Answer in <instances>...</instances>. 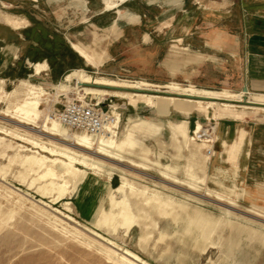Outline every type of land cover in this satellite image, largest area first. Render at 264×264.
<instances>
[{
  "label": "rangeland",
  "instance_id": "374dc122",
  "mask_svg": "<svg viewBox=\"0 0 264 264\" xmlns=\"http://www.w3.org/2000/svg\"><path fill=\"white\" fill-rule=\"evenodd\" d=\"M101 9L99 0H80V3L5 0L0 4V22L13 30L29 26L26 30H30V34L25 40L36 44L32 49L48 52V49L64 48L71 55L68 62L58 56L53 61L31 60L27 56L21 65L11 68L16 78L3 80L0 76V113L12 110L26 98L27 87L22 82L41 87L47 93L41 98L42 114L33 124H22L0 114V264H139L125 253L138 256L145 264H264V250L258 251L259 245L252 237L237 241L239 224L264 232V220L248 211L261 212L264 194L246 190L250 197L244 199V188L241 193L240 186L217 183L218 187L208 173L213 162L220 160L219 153H223L218 141L222 124L231 123L238 130L264 122V100H254L264 95L252 94L249 98L247 92L242 101L234 100L231 104L217 101L211 109L204 104H189L188 98L162 87L176 83L181 87L192 85L232 94H239L241 90L233 83H222L220 69L214 68L198 76L197 82L175 80L158 64L167 54L172 58L178 56L177 47H172L170 52L163 47L154 53L142 50L136 31L129 30L124 22L117 23L115 33L109 31L116 16L112 12L101 15ZM17 11L26 12L28 18L18 16L22 14ZM41 33L52 44H42ZM95 37L100 40L96 44ZM70 43L105 52L107 58L103 56V63L92 68L71 49ZM22 52V48L17 52V62L22 60ZM32 63L44 64L46 71L35 76L29 66ZM189 69L185 73H189ZM73 70H83L91 78L119 84L143 82L153 87L143 91L114 89L110 90L111 95L100 99L85 96L72 83L67 92L62 91L58 86ZM149 97L160 99L152 98L149 105ZM82 99L98 104L105 112L119 114L118 141L125 142L129 133H135L136 143L148 150L143 153L137 148L133 153L125 144L126 153L131 154L125 158L148 165L150 170L128 168L126 163L108 162L99 156L94 159L105 166L102 172L82 167H78L79 172H67L58 163V159L64 161L59 153H70L81 159L76 155L77 148L63 143V138L41 132L44 119L53 118L67 102ZM157 102L168 105L167 118L157 116L162 111L154 107ZM141 118L175 125L185 123V138L177 132L172 135L168 129L156 138L133 132V126L141 122ZM198 126L204 131L195 135ZM60 133L81 136L63 127ZM240 135L243 139L242 130ZM93 140L95 143L96 139ZM223 148L228 167L234 166L239 154L237 140ZM226 155L223 154V161ZM164 166L178 168L176 177L180 181L230 198L237 206L162 179L158 171ZM194 208L203 210L210 218L202 234L205 243L199 247L188 240L183 247L180 241L187 240L189 235L183 233L186 222L180 217ZM232 244L235 245L232 253L225 257Z\"/></svg>",
  "mask_w": 264,
  "mask_h": 264
},
{
  "label": "crops",
  "instance_id": "0c3cea01",
  "mask_svg": "<svg viewBox=\"0 0 264 264\" xmlns=\"http://www.w3.org/2000/svg\"><path fill=\"white\" fill-rule=\"evenodd\" d=\"M69 1L80 3V0ZM106 1L103 0L102 3V0H99L101 15L109 13L105 9ZM175 1L177 0H128L122 8L110 11L116 18L109 31L115 33L118 30L117 23L124 22L129 30L136 31L137 43L142 50L154 53L163 47V50L170 52L172 47H177L180 51L178 56L172 58L167 54L159 60L158 65L179 82H197L198 76L214 68L220 69L222 83H233L241 92L246 88L249 94L264 95V0ZM4 2L5 0H0V4ZM17 12L22 14L18 16L26 15L28 18L26 12ZM24 18L27 21L26 17ZM28 28L29 26H25L21 30H13L0 22V76L3 80L16 78L17 74L13 73V69L21 65L27 56L31 60H55L54 56L45 50L31 48L36 44L25 40L30 34V30H26ZM98 41L100 40L95 37L94 43ZM71 44L74 43H70V46ZM78 46L101 60L100 65L105 60L103 56L107 58L105 52L98 53L89 46ZM21 48L22 60L17 62L16 54ZM57 53L62 61L68 62L71 59L70 52L64 48L57 50ZM188 68L189 73H185ZM157 116L167 118L169 111L167 114L158 112ZM184 125L185 123L175 125L169 121L164 123L141 118V122L133 126V132L156 138L168 129L172 135L177 132L185 138ZM233 127V124L226 122L221 126L218 141L221 142L223 153H219L220 160H216L208 168V173L212 175L209 179L224 186H240L241 193L244 188L256 195L258 192L264 194V122L253 128L244 127L237 130ZM241 130L244 133L243 139ZM236 140L239 154L235 165L228 167L223 147L230 146ZM125 144L127 150L132 149L133 153L137 148L142 149L143 153L148 151L142 144L136 143L135 133L126 136ZM223 154L226 155L225 161ZM217 186L219 187L218 184ZM249 192H245L244 199L250 197ZM260 210L264 212V206H260Z\"/></svg>",
  "mask_w": 264,
  "mask_h": 264
},
{
  "label": "bare ground",
  "instance_id": "6f19581e",
  "mask_svg": "<svg viewBox=\"0 0 264 264\" xmlns=\"http://www.w3.org/2000/svg\"><path fill=\"white\" fill-rule=\"evenodd\" d=\"M177 1H175V2H177ZM127 2H128V0H116V1L107 0L105 2V9L107 12H110L112 10H117L119 7L124 6ZM121 16H124V15H121ZM71 49L77 55H79L81 58H83L84 61L86 62V64L88 66H91L92 68H97L100 65V63L102 62L101 60L95 58V56L88 54L82 47H80L76 44H71ZM31 68L34 71V75L39 76L40 73L42 71H44L46 66L44 64L37 63V64H32ZM71 83L74 84V88L76 90H78L79 92H83L85 96H91V97L97 98V99L111 95L110 90H114V89H125V90H130V91L131 90L143 91V90H147L146 88H148V87H153L152 85H149V84L143 83V82H136V83L131 84V85L119 84L115 81L107 80L104 78H91L83 70H73L71 73L67 74L64 77L63 82L58 86V88H60L62 91L67 92L70 89V87L72 86ZM21 84L27 87L26 98L22 99L20 102L15 104L12 110L8 109L5 112H1L0 114H2L5 117H10L12 120H17L19 123L29 125V124H33L39 120V118L42 114L41 110H40V105H41V101H42L41 98L43 96L47 95V93L41 87H36V86L31 85V84L26 83V82H22ZM63 84H66V85H63ZM105 88H109V89H105ZM162 88L169 90L171 92H175L179 96H184V97L188 98L189 100H186V102H188L189 104H194V105L204 104V105H206L207 109L213 108L216 105L217 101L230 103V104L232 102H234V100L242 101V99L244 98V94H245L244 92H241L239 94H232L226 90L210 91V90L198 89L192 85L181 87L180 85H178L176 83L167 84V85L163 86ZM121 91H123V90H121ZM113 93L117 94L116 92H113ZM121 96L124 98V97H126V94H121ZM252 96L253 95L250 94L249 98ZM152 98H155L157 100L160 99V97H149L147 100V104H149V105L152 104V102H151ZM161 100L167 101V102L173 101L172 98H161ZM254 100L263 101L264 98L263 97H260V98L254 97ZM223 106L226 108L230 107L226 104H224ZM154 107L162 109V111H161L162 114L168 113V105L167 104L163 105V104H158V102H157V104H155ZM111 116L113 117V120L110 121L109 124L105 126V131L103 132V134H101L97 137H88V136H85L83 134H80L81 135L80 137H76V136H70V135H67L64 133H60V129L63 126L60 125L53 118L49 119V117L48 118L45 117L44 125L42 126L41 132H43L45 134H50L51 136H54V137L63 138V143H66L69 147H73L75 149L77 148L76 150H78V151L76 152V155L79 156V158L81 160L70 155V153H59L60 157L62 159H64V161L58 159V163L61 164L66 169L67 172H70V171L79 172L78 167L85 168L88 171L92 170V171L102 172V170L105 169V166L103 164H100L99 162H95L96 159H94V158H96L97 156L105 158L108 162L113 161V163H115V162L126 163V164H128V168H136V169L138 168L140 170H143L144 172L146 170H150L148 165L141 164V163L140 164L135 163L134 161L125 158L126 155L131 156V154L128 152L126 153L125 142L118 141V139L116 137V133H117L119 123H120V119H119L120 116L117 113H111ZM45 121H46V123H45ZM37 127H39V126H37ZM63 128H65V127H63ZM203 131H204L203 128L198 126L194 130V134L199 135ZM93 139H96L95 143H94ZM67 142H70V143H67ZM71 142L73 144H71ZM35 145H37V144H35ZM39 147L46 152L47 151L50 152L51 154L55 153L54 151L49 150L48 148H46L44 146H39ZM40 156H42V155H40ZM89 156L92 157L93 159H89L88 158ZM94 156H96V157H94ZM113 163H111V164H113ZM157 166L160 168L159 164H157ZM177 169L178 168H176V167L164 166L163 170L160 169L158 171V173L160 174V177L164 180H170L174 184L185 186V187H187L189 189H193L199 193L203 191L205 196H212L214 199H216L218 201H224L230 206H237L236 203H234L230 198H226V197H224L218 193H215V192H209L207 190H202V189L198 188L197 186L193 185L192 183L180 181L176 177ZM139 172H141V171H139ZM244 192L248 193L246 190ZM182 206L183 205H180V207H182ZM255 206H258V205H255ZM248 211H249V213L253 214L257 218H261L264 220V212L263 211H261V212L256 211V210H248ZM190 212L192 214H190ZM190 212L186 211L184 213V217H180L186 222V225L183 227V233L185 235H189V238L187 240L180 241V243L184 247L185 244H187V241L190 240V241H194V243H196L197 246L201 247L205 243L204 238L202 237V234L204 232L205 223H207L210 218L206 212H204L203 210L198 209V208H194ZM177 220H178V217H177ZM186 233H188V234H186ZM247 237H252L253 242L256 243L257 245H259L258 251L264 250V232L253 229L252 227H250L248 225L239 224L238 225L237 241L242 242ZM234 247H235V245L232 244L227 249L224 256L226 257L229 254H231ZM125 255L128 258H130L132 261H134L135 263L145 264V263H141L138 256L132 255L130 253H125ZM228 259H229V257H228ZM233 263H235V262H233Z\"/></svg>",
  "mask_w": 264,
  "mask_h": 264
},
{
  "label": "built area",
  "instance_id": "2783aa9c",
  "mask_svg": "<svg viewBox=\"0 0 264 264\" xmlns=\"http://www.w3.org/2000/svg\"><path fill=\"white\" fill-rule=\"evenodd\" d=\"M52 117L63 127L88 137L103 134L105 126L113 120L110 112L103 111L98 104L87 103L85 99L67 102Z\"/></svg>",
  "mask_w": 264,
  "mask_h": 264
},
{
  "label": "trees",
  "instance_id": "16d2710c",
  "mask_svg": "<svg viewBox=\"0 0 264 264\" xmlns=\"http://www.w3.org/2000/svg\"><path fill=\"white\" fill-rule=\"evenodd\" d=\"M39 36H40V41H41L42 44H44V43H50L49 40H45L46 38H45L44 35H42V33ZM50 44H52V43H50ZM48 52L51 53L52 56H54V57H57V55H58L57 51L54 50V49L53 50H49L48 49Z\"/></svg>",
  "mask_w": 264,
  "mask_h": 264
},
{
  "label": "water",
  "instance_id": "95a60500",
  "mask_svg": "<svg viewBox=\"0 0 264 264\" xmlns=\"http://www.w3.org/2000/svg\"><path fill=\"white\" fill-rule=\"evenodd\" d=\"M105 89H109V88H105ZM243 92H244V93H247V89L244 88Z\"/></svg>",
  "mask_w": 264,
  "mask_h": 264
}]
</instances>
